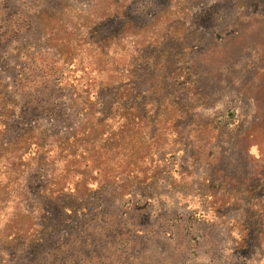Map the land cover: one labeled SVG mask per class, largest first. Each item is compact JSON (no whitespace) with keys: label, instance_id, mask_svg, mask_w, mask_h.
Returning a JSON list of instances; mask_svg holds the SVG:
<instances>
[{"label":"rangeland","instance_id":"374dc122","mask_svg":"<svg viewBox=\"0 0 264 264\" xmlns=\"http://www.w3.org/2000/svg\"><path fill=\"white\" fill-rule=\"evenodd\" d=\"M0 264H264V0H0Z\"/></svg>","mask_w":264,"mask_h":264}]
</instances>
